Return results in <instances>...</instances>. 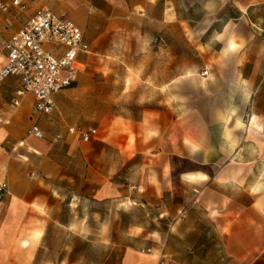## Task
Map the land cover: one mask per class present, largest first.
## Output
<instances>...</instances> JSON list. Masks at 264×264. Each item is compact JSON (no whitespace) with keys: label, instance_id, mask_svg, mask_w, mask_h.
<instances>
[{"label":"crops","instance_id":"0c3cea01","mask_svg":"<svg viewBox=\"0 0 264 264\" xmlns=\"http://www.w3.org/2000/svg\"><path fill=\"white\" fill-rule=\"evenodd\" d=\"M1 1L0 41L45 9L89 51L51 114L30 93L12 106L19 77L0 83V264H73L39 252L57 234L107 232L101 210L88 220L104 206L145 214L119 264H264V0ZM72 103L96 107L94 127L63 121Z\"/></svg>","mask_w":264,"mask_h":264},{"label":"built area","instance_id":"2783aa9c","mask_svg":"<svg viewBox=\"0 0 264 264\" xmlns=\"http://www.w3.org/2000/svg\"><path fill=\"white\" fill-rule=\"evenodd\" d=\"M15 4L20 5V1L16 0ZM8 8L0 0V9L6 11ZM155 44L167 45L160 38L155 39ZM0 47L6 52V64L0 70V83L12 76L19 77L21 81L12 106L19 107L21 96L30 93L36 99L35 111L46 115L55 109L54 96L76 81L79 56L89 51L83 31L72 20L45 9L33 14L19 32L1 40ZM49 47L62 51V54L56 56ZM201 75L207 77L208 70L204 69ZM70 132L74 133L75 130L71 129ZM28 134L37 139L45 138V133L37 124L31 126ZM79 134L84 142H89L97 131L79 130ZM9 194L8 183L0 181V199L7 198ZM142 252L154 253L150 248ZM158 258L157 264H168L164 255Z\"/></svg>","mask_w":264,"mask_h":264},{"label":"rangeland","instance_id":"374dc122","mask_svg":"<svg viewBox=\"0 0 264 264\" xmlns=\"http://www.w3.org/2000/svg\"><path fill=\"white\" fill-rule=\"evenodd\" d=\"M127 108L114 107L116 112L122 109L126 111ZM95 109L94 106L83 107L79 103L68 104L63 110V121L79 129L94 127ZM109 110H112V107H109ZM44 118H40L41 125ZM94 210H101L102 218L98 219V222H103L108 229L107 232L100 235L86 234L81 237L74 234H57L52 245L42 249L38 257L47 260L71 254L73 264H119L130 239L126 233L129 222H143L145 214L139 208H132L128 212L115 211L108 206H104L103 209L93 208L89 209L88 218L89 224L93 226L96 224Z\"/></svg>","mask_w":264,"mask_h":264}]
</instances>
